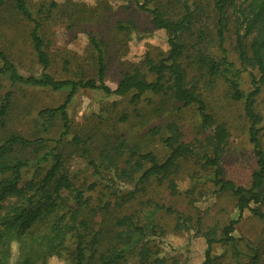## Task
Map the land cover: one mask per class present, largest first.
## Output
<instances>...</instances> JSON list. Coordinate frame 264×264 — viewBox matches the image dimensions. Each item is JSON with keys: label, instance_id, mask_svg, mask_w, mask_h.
Here are the masks:
<instances>
[{"label": "rangeland", "instance_id": "1", "mask_svg": "<svg viewBox=\"0 0 264 264\" xmlns=\"http://www.w3.org/2000/svg\"><path fill=\"white\" fill-rule=\"evenodd\" d=\"M6 1L5 5H0V50L6 52L22 75L40 76L43 70L30 36L33 23L25 20L13 8L12 0ZM139 1L28 0L37 18L43 22L42 34L51 57L49 72L58 79L97 77L96 52L91 42L95 36L105 50L106 81L110 87L116 88L125 74L135 68H139L149 81L154 80L155 76L149 71L144 56L149 54L154 60L166 56L170 49L168 34L164 29L153 25L151 14L139 9ZM181 1L186 0H151L150 5L159 6L167 16L176 18L183 11ZM196 2L204 8L205 13L201 16V23L193 29L194 34L183 35V41L191 53L193 45L198 41L199 31L214 34L216 23L210 1ZM53 3L56 5L52 7L49 19L44 20L45 14L38 12L39 7ZM229 13L231 24L226 43L229 59L242 69L239 53L235 48L237 27L233 7ZM252 37L248 38V43ZM200 47L211 56H221L215 41L210 43L207 40ZM189 60L191 59H182L188 80L196 85L217 123L224 124L229 132V139L221 156L224 176L238 185L250 186L257 170V159L250 142V122L245 114L244 102L232 97L230 83L225 78L212 79L205 74V70L201 72ZM251 72L258 74L250 68L241 75V88L246 92L252 87ZM8 91L13 95L8 114L4 118L6 125L0 129V136L13 133L28 138L44 136L53 139L47 143L49 147L45 150L53 148L63 130L62 121L57 117L50 123H45L39 112L62 104L68 90L26 84L12 85L7 76H1L0 105ZM131 96L132 94L109 95L102 90L85 88L78 91L68 106L71 131L59 143V149L64 150L67 159L65 170L75 185L84 191L85 212L93 229L99 232L100 250H106L119 231L120 228L116 226L118 218L134 214L137 217L145 216L146 219L148 214L159 231H164L160 236L150 238L149 244L153 251L151 264H174L176 261L178 264H202L207 248L206 235L213 231L216 235H221L228 222L239 216L237 200L231 193H217L216 196L208 197L217 188L211 181L214 168H204L202 165L205 164V159L200 163L192 157L182 158L173 175L163 180L152 178L146 184L138 186L126 179H118L115 172L105 166L102 152L112 149L108 143L109 138L116 141L117 137L127 136L131 141H137L142 134L158 126L163 128L164 135H168L166 127L174 122L183 134L182 140L193 144L204 155L211 153L213 133L201 128L195 105L183 106L176 103L169 98V91L146 94L139 103L132 102ZM156 107H161L162 111L155 117L153 111ZM256 108L264 118V85L257 98ZM75 136L93 139L88 155L81 152L82 145H75ZM261 140L264 144V131L261 133ZM144 144L145 149L153 151L161 161L169 155V149L160 136L148 139ZM42 152L36 147L23 152L25 157L31 158V166L23 171L24 182L37 179L38 175L43 176L51 166V158L43 163L37 162ZM110 178H114L115 183L109 181ZM171 178L177 179L180 193L176 195H172L167 186ZM92 184H95L93 189L90 188ZM143 186L144 190L141 189ZM138 188L141 190L136 192L135 198L126 201L127 194ZM188 189L193 190L191 195L185 194ZM116 200H120L119 205H116ZM15 201L16 198L13 197L0 199V215H4ZM169 207L175 213H169ZM262 208L264 209V204ZM179 214L188 219L191 226L189 232L178 226ZM234 235L242 239L235 246L239 255L234 246L218 243L213 249L217 264H264V219L246 210ZM69 245L71 246L70 241ZM72 248L69 247L70 250ZM70 250L62 256L53 255L45 262L36 264H74ZM18 253L17 245H14V261L18 258ZM256 254L261 255V258L254 259ZM119 264H138V253L133 252Z\"/></svg>", "mask_w": 264, "mask_h": 264}, {"label": "trees", "instance_id": "2", "mask_svg": "<svg viewBox=\"0 0 264 264\" xmlns=\"http://www.w3.org/2000/svg\"><path fill=\"white\" fill-rule=\"evenodd\" d=\"M132 3L135 0H123ZM198 0L181 1L182 13L176 18L166 15L159 6H151V0H140L138 7L152 16L153 25L158 29H164L168 34L170 49L168 54L159 60H154L149 54L144 56V61L155 79L149 81L139 70L125 74L116 88L107 84V62L103 44L92 38V45L96 52L98 64L97 77L84 79H58L49 69L51 57L47 51L45 39L42 34L43 22L37 18L31 9L28 0H12L13 8L28 22L33 23L31 40L34 52L42 67L40 76L22 75L15 63L5 51L0 50V77L7 76L12 85L26 84L38 87H47L53 90L66 89L68 93L62 104L57 107H47L39 112L45 123H50L54 118L62 121L63 130L56 141V145L49 150L47 144L52 138L44 136L28 138L20 134L0 136V199L16 198L8 211L0 215V264H36L45 262L53 255L62 256L69 253V247H73L71 260L74 264H119L133 252L138 253V264H151L152 247L149 244L152 236H160L164 231H159L158 226L147 214L138 216L134 214L118 218L116 226L119 231L114 235L109 247L102 251L99 232L95 231L85 212L84 191L80 190L73 182L68 171L65 170L67 162L64 150L59 149L62 137L71 131V118L68 106L81 88L102 90L109 95L124 96L132 94L131 101L139 103L146 94H161L170 92V97L176 103L183 106L195 105L201 120V128L213 133L211 153L201 154L191 143L182 140L183 134L178 124L171 122L166 129L169 133L164 135L161 126L151 128L149 132L142 134L141 139L130 140L127 136L117 137V140L108 139L110 149L102 152V159L109 170L114 171L118 179H126L136 185L146 184L152 178L163 180L176 172V166L180 159L195 158L202 166L214 168L213 179L217 187L208 197L217 193H231L237 200L239 216L232 219L224 227L221 235L213 231L206 235L207 248L202 264H217L213 254L214 246L218 243L236 246L242 241L234 235L237 224L243 214L249 210L254 216L264 219V144L261 133L264 131V118L257 111V98L264 85V0H208L215 14V32L208 34L200 30L198 41L193 45L192 53L183 41V35H192L193 29L201 23L204 8L197 4ZM6 0H0V5H5ZM43 4L38 12L45 14L44 20H48L52 13V7ZM234 8L236 21V50L239 53L242 69L235 66L229 59L227 34L230 31V8ZM252 37L250 43L248 38ZM209 38V39H208ZM209 40L215 41L221 51V56H211L200 45ZM190 58L192 65L205 70V74L212 79L225 78L230 83L231 95L236 100L244 102L245 114L250 122L249 136L253 145L254 155L257 159V170L253 174L250 186L238 185L225 178L221 156L225 144L229 139L228 129L224 124H218L216 118L208 109V105L195 84L188 80L187 69L182 59ZM186 63V62H185ZM251 72V89L244 91L241 88V75L248 70ZM12 92L8 91L0 105V129L4 128L5 116L11 105ZM156 107L153 116H157L162 110ZM156 136L162 138L169 149V155L164 160H159L153 151H147L145 144L148 139ZM92 138L75 136V145H82L81 152H90ZM31 147L43 151L37 162L43 163L51 158V166L38 175L37 179L24 182L23 171L31 166L30 159L23 152ZM82 153V154H83ZM93 164V163H92ZM103 178V177H102ZM115 183L114 178H110ZM172 195L180 193L177 179L171 178L167 183ZM95 184L90 186L91 189ZM141 189H145L143 186ZM130 191L126 201L135 198L136 192ZM193 190H186V195H191ZM120 200H116L119 205ZM256 206H254V205ZM171 214L175 210L167 208ZM94 213V211H91ZM178 226L189 232L191 226L183 215L178 216ZM71 242V246L69 245ZM17 245L18 258L13 260V246ZM236 249V254L239 251ZM261 258L256 254L254 259ZM174 264H178L177 261Z\"/></svg>", "mask_w": 264, "mask_h": 264}]
</instances>
